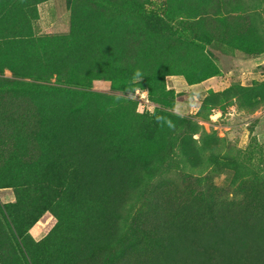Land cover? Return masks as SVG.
<instances>
[{
    "label": "rangeland",
    "instance_id": "1",
    "mask_svg": "<svg viewBox=\"0 0 264 264\" xmlns=\"http://www.w3.org/2000/svg\"><path fill=\"white\" fill-rule=\"evenodd\" d=\"M186 1L128 0L115 11L84 5L75 20V0L39 5L35 34L61 38L51 47L54 54L71 55L79 72H101L97 80L88 77V86L102 95L60 89L44 93L48 131L40 136L37 171L57 183L71 182L70 194L79 191L83 174L70 169L71 176L61 164L74 154L89 157L88 147L97 142L99 148L87 161L102 168L101 192L109 200L115 188L112 174L117 181H132L139 164L154 162L157 169L147 174L150 179L165 177L169 170L173 174L172 184L157 188L163 199L169 192L174 200L182 194L190 198L183 212L173 206L160 209L165 242L154 246L151 257L178 264H264V0L254 8L260 18L238 10L236 17L247 14L251 23L238 19L232 26L203 20ZM142 32L146 42L139 64L145 78L120 66L125 36ZM0 62L4 65L5 59ZM3 76L11 78L12 71L5 69ZM138 115L147 121L141 123ZM21 127L16 124V132ZM211 136L224 146L210 158V151L201 150L215 144ZM201 193L229 194V200L204 201ZM234 194H241L246 213L253 212L246 223L230 208L224 210ZM0 197L5 203L16 200L13 189L1 190ZM84 197L74 203L67 199L60 222L47 213L36 223L30 230L35 243L61 229L51 242L66 257L88 253L86 238L112 219L107 208H93ZM209 208L219 211L216 221L206 214Z\"/></svg>",
    "mask_w": 264,
    "mask_h": 264
},
{
    "label": "trees",
    "instance_id": "2",
    "mask_svg": "<svg viewBox=\"0 0 264 264\" xmlns=\"http://www.w3.org/2000/svg\"><path fill=\"white\" fill-rule=\"evenodd\" d=\"M46 1L49 0H0V59H5V64L0 65V123L4 124L0 126V191L13 189L16 196L15 202L9 203L3 202L0 197V264H178L164 262L150 255L155 245L160 246L165 242L161 237L164 224L162 210L173 206L183 212L190 198L182 194L180 199L174 200L169 192L163 199L157 188L173 183L170 170L165 177L159 175L150 179L147 174L153 173L157 165L148 162L138 165L139 170L132 181H117V177L112 174L110 182L115 188L109 200L101 192L102 168L87 161L99 148L97 142L88 147L89 157L82 158L74 154L61 164L62 169L71 176L70 169L83 174L79 191L75 190L70 194L71 188L74 189L71 182L57 183L51 176L37 171V166L41 164L40 136L48 131L45 130L43 118L46 108L41 100L44 93L60 89L67 93L102 95L88 86V77L91 76L93 81L97 80L101 72H92L87 68L79 72L77 60L71 55L54 54L51 47L61 42V38L35 34L33 24L39 17L38 7ZM121 1L124 5L128 0H75L73 18L76 19L81 6L94 10L104 5L115 11ZM186 2L188 9L198 12L203 20L223 21L230 26L238 19L251 23L247 14L242 18L236 17L238 10L250 13L252 18L259 17L254 9L259 0ZM145 40L143 32L140 36H125V53L120 63L123 69L139 72L140 78L146 77L140 71L139 64ZM18 63L20 65L17 66ZM5 69L12 71L11 78L3 76ZM138 117L142 119L141 123L147 121L144 116ZM16 124L22 125L21 133L16 132ZM211 137L215 144L201 150V154L206 150L210 151V158L224 146L223 140ZM173 148L172 143L169 151ZM198 167L192 166L194 169ZM95 190L100 192L96 193ZM80 193L85 195L84 199H88L91 207L100 205L104 210L107 208L112 221L103 231H92L86 238L88 253L80 259L72 260L51 242L53 236L62 232L61 229L38 244L31 237L30 230L47 213H53L60 222V212L67 207V199L70 198L74 203L81 196ZM234 195L232 202L226 204L224 210L230 208L229 213L237 215L238 221L246 223L252 218L253 212L246 213L247 210L239 202L241 194ZM200 197L204 201L212 197H225L226 201L229 200V194L201 193ZM206 214L213 221L219 217V211L215 208H209ZM262 224L264 226V222ZM212 262L213 260L204 264ZM215 264L221 263L216 261Z\"/></svg>",
    "mask_w": 264,
    "mask_h": 264
},
{
    "label": "clouds",
    "instance_id": "3",
    "mask_svg": "<svg viewBox=\"0 0 264 264\" xmlns=\"http://www.w3.org/2000/svg\"><path fill=\"white\" fill-rule=\"evenodd\" d=\"M136 75H137V76H139V75H140V73H139V72H137V73H136Z\"/></svg>",
    "mask_w": 264,
    "mask_h": 264
}]
</instances>
